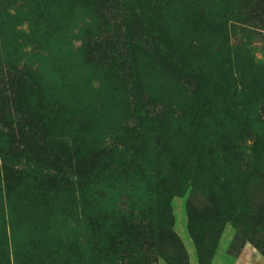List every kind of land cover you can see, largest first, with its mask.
Instances as JSON below:
<instances>
[{
	"label": "rangeland",
	"instance_id": "374dc122",
	"mask_svg": "<svg viewBox=\"0 0 264 264\" xmlns=\"http://www.w3.org/2000/svg\"><path fill=\"white\" fill-rule=\"evenodd\" d=\"M101 1L0 0V264H264V0Z\"/></svg>",
	"mask_w": 264,
	"mask_h": 264
},
{
	"label": "trees",
	"instance_id": "16d2710c",
	"mask_svg": "<svg viewBox=\"0 0 264 264\" xmlns=\"http://www.w3.org/2000/svg\"><path fill=\"white\" fill-rule=\"evenodd\" d=\"M98 1H100V2H103V1H101V0H83V3L84 4H93V5H95V4H97V2ZM111 1H113L115 4H116V6H115V10H116V13L118 14V10H119V6H123V7H125L126 6V8H124L125 9V11H122L121 13H120V15H121V17L122 16H124V18H125V20L126 21H129V19H131L130 18V16L129 15H131L132 13H134L133 14V16L134 15H136V16H141V14H139V13H137L136 14V8H137V6H141V2H142V0H111ZM131 1V2H130ZM149 2H150V0H148ZM130 2V3H129ZM129 3V4H128ZM143 3V2H142ZM247 6L250 4V2L247 0ZM140 9H139V11H141V9H142V7H139ZM247 7H245L244 9H246ZM247 13V12H246ZM238 86H240V85H238ZM240 89H241V86L239 87ZM253 89V88H252ZM251 89V90H252ZM244 92H245V94H247V95H249L251 98H254L253 97V95H254V92L252 91H250L249 89H248V86H246L245 88H244ZM252 94V95H251ZM222 143V144H221ZM224 144V145H223ZM231 144H233L232 142H231ZM212 145H215V146H218V147H221L222 149H227V151L229 152V145L228 146H225V145H227V141H225V142H222V137H220V139L217 141V142H213L212 143ZM230 149H231V151H233V148L232 147H230ZM218 160V159H217ZM220 162V165L222 166V167H225L226 166V162L223 160V161H219ZM209 163H211V164H213V165H216V166H218L219 164H218V161H216L215 160V158H210V162ZM209 264H210V262H209Z\"/></svg>",
	"mask_w": 264,
	"mask_h": 264
}]
</instances>
